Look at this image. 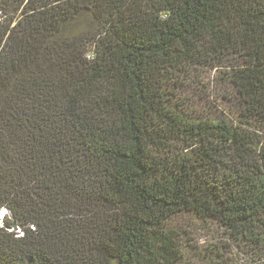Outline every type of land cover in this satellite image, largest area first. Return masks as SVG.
Masks as SVG:
<instances>
[{
    "label": "trees",
    "instance_id": "obj_1",
    "mask_svg": "<svg viewBox=\"0 0 264 264\" xmlns=\"http://www.w3.org/2000/svg\"><path fill=\"white\" fill-rule=\"evenodd\" d=\"M3 209L0 264H177L181 214L264 264V0H0Z\"/></svg>",
    "mask_w": 264,
    "mask_h": 264
},
{
    "label": "rangeland",
    "instance_id": "obj_2",
    "mask_svg": "<svg viewBox=\"0 0 264 264\" xmlns=\"http://www.w3.org/2000/svg\"><path fill=\"white\" fill-rule=\"evenodd\" d=\"M210 75L209 80L213 88L215 73ZM213 94L218 97L219 93ZM171 226L179 233L182 246V259L177 264L252 263L250 253L235 242L230 233L216 221L181 214L171 220Z\"/></svg>",
    "mask_w": 264,
    "mask_h": 264
},
{
    "label": "clouds",
    "instance_id": "obj_3",
    "mask_svg": "<svg viewBox=\"0 0 264 264\" xmlns=\"http://www.w3.org/2000/svg\"><path fill=\"white\" fill-rule=\"evenodd\" d=\"M9 216V213L6 209L0 211V225L4 222V220Z\"/></svg>",
    "mask_w": 264,
    "mask_h": 264
}]
</instances>
